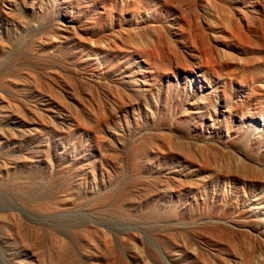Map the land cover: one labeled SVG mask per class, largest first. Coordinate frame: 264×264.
Wrapping results in <instances>:
<instances>
[{"label": "rangeland", "instance_id": "rangeland-1", "mask_svg": "<svg viewBox=\"0 0 264 264\" xmlns=\"http://www.w3.org/2000/svg\"><path fill=\"white\" fill-rule=\"evenodd\" d=\"M0 264H264V0H0Z\"/></svg>", "mask_w": 264, "mask_h": 264}]
</instances>
